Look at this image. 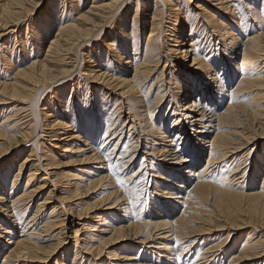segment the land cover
Masks as SVG:
<instances>
[{
    "label": "bare ground",
    "instance_id": "1",
    "mask_svg": "<svg viewBox=\"0 0 264 264\" xmlns=\"http://www.w3.org/2000/svg\"><path fill=\"white\" fill-rule=\"evenodd\" d=\"M2 1L0 18H3L0 22L3 27L8 28L10 19H18L20 11L28 3L27 0ZM45 1L30 0L31 4L36 6ZM74 1L71 0L73 3ZM162 1L168 5L166 8L170 10L176 21L177 28L172 30L173 43L170 44L172 47H166L165 53L161 50L162 41H160L158 27L160 28L162 22L160 19L162 10L161 8L159 10L156 4L150 13L148 36L141 51H139L140 42H138L140 35L136 34L139 30L138 26L132 25L130 34L126 33L131 38V46H128L126 41L115 46L117 42L106 35L103 40L104 46L112 51L118 65L108 71L101 66L105 62L102 56L91 55L86 60L88 66L84 68L83 73L99 83L102 88L109 89L114 95L119 96L120 107L112 105L108 108L109 94L107 98L102 95L100 103L91 102L89 108H80L81 113H79V105L66 106L61 110L56 107L55 110H50L48 105L43 106L42 117L46 121L49 120L46 124L49 129L48 137L52 141H57L52 144L53 148H58L60 141L63 143L59 154H54V151L50 150V157H47L48 154H43V157L39 156L40 160L37 158L36 162L39 160L38 164L43 165L41 161L43 159L48 161L44 164L52 168L68 167L69 163H85L84 161L89 157L84 155L91 151L93 152L91 159L96 162L101 161L85 168L83 176H77L75 180L68 182L70 180L68 179L65 182L67 186L73 187V192L77 193L80 187L87 186L90 189V185L94 186L98 181L105 180L109 190L108 195L113 196L102 205L105 210L104 215L93 213L92 208L89 210L93 213L90 217H97L98 222L91 227L81 223L83 224L81 229L85 228L89 231L82 240L84 252L96 250L100 255L106 241L118 237L124 238L126 232H131L136 238L138 237V241H141H135L137 243L158 240L153 244V248L155 253L164 254L160 264H223L222 261H227L228 264H259L260 262H252L264 252V247L261 246L258 238L253 240L254 238L248 235L249 238H244L240 245L238 243L239 248L231 254L234 248L227 249L225 246L230 233H227L226 237L222 236L225 239L215 244L212 242L207 244L206 241H212L217 231L225 229L221 225L227 224L226 222L219 224L221 221L217 223L215 219L219 216L215 218L209 214L211 199L214 205L219 207L220 216H225L224 219L229 221L226 226H229V223L236 225L235 227L241 226L242 223L248 226L249 224L264 225V148H260L259 152L253 154L256 149L249 147L253 132L245 130L247 127L254 128L256 125L264 132V104L261 102L264 98V0H198L193 5L194 8L183 6L178 0L177 2ZM127 9V0L107 2L92 0L90 7L79 14L81 22L74 23L64 18L67 13L66 5L60 4L59 0H53L46 8L42 19L35 25L36 39L34 41L38 48L36 55L31 53L34 56L26 65L22 63V58L17 59L16 62L21 63L17 66L12 65L14 81L10 84H1V87L7 89L5 96L8 98H6L26 103L34 90L40 89L41 86L49 88L54 83H59L61 79H64L63 77L70 76L75 71L76 61H79L77 60L78 51L80 52L85 44L93 40L94 32L102 33V29L104 30L116 18L121 20L119 26L117 25L118 28L124 29ZM135 22L138 23V20ZM144 23L142 34L146 29ZM231 24H236L237 28L232 27ZM99 26L101 29L97 32ZM186 27H189L188 35L184 36ZM210 28L216 38H210V34L208 38L205 34ZM43 43H46L45 54L43 50L41 57H37L41 54L40 46ZM24 46L26 50L27 44ZM168 53H173L171 56L176 58V62L182 63V68L179 67L180 71L177 65L174 72L172 71L178 78L176 80V77H172L173 75L172 78L168 77L167 82L170 85H166L165 69L162 66L163 68L159 71L160 84L155 94L150 96L153 84L147 85L146 89V79L151 77L150 75L154 73L155 68H158L164 56L165 63L167 62L171 57ZM71 57H75L76 60L69 65L67 60ZM93 57H96V60ZM188 58L190 65L186 63ZM96 65L100 68L94 69ZM165 86H169L174 94L185 96L186 102L181 104V108L175 105L176 100L174 102L171 97L165 98L163 91ZM173 92H169V96ZM60 103L62 104V101ZM114 103L117 104L115 101ZM123 104L126 105L127 117L120 120L122 110L120 112L118 110L123 107ZM82 106L85 105L82 103ZM107 109L110 110L105 114ZM0 115V153L2 154L6 149L8 152L14 149V145H22L29 135L26 130L22 131L19 128L17 118L15 119L7 110ZM103 116H105L104 127L101 122ZM127 125L129 126L126 127ZM59 129L65 131L60 132ZM67 129H71L73 133L66 132ZM139 144L143 145L144 149L147 147L149 149L148 151L143 149L142 154L145 155L136 162L135 154ZM82 146H87L86 150ZM28 151L27 156L17 163L9 191L4 189L6 187L4 185L5 179L12 170L8 165L0 169V220L5 225H9L5 228L1 227L3 224L0 225V237H3L2 233L4 237L7 236L4 244L8 246L4 256L11 260L7 262L9 264L25 258L32 264L45 262L62 243L61 236L64 234L68 236L67 233L76 225L73 219H81L84 215L74 212L75 216H72L71 220H69L70 217L65 220L66 213H62L63 210L59 212L56 206H52L41 225L35 223L34 226L30 225L29 223L34 222V218L40 216L46 209L48 198H43L37 203L34 215L29 217L25 227L22 226L20 234H17L19 237L12 236L13 233L9 228L21 222L22 214L21 209L18 210V204L26 202L24 205H27L38 197L36 186L30 188L29 185L38 164L31 162L32 156L35 155L34 149ZM45 152L47 153L45 149L42 150V153ZM157 156L162 157L165 160H162V163H166L169 168H161L157 174L165 181L160 179L154 181L156 186L154 190L159 191L161 195L151 202L154 211H150L151 214L145 216L140 210L143 207L142 195L148 191L145 187L149 184L146 179L149 171L153 170L152 164L155 163ZM134 164H137V169L133 167L130 169V166ZM26 167H29V172L22 192L14 194L13 197L10 196L14 186L13 181L15 184L18 182L22 170ZM94 169H103V174L96 180H94L95 177L92 179L90 176L91 173H95ZM105 199H108L105 195L101 196L99 202ZM119 200H121L120 204ZM118 205L119 207H116ZM70 208L68 207V210ZM6 216L11 217L12 221L7 220ZM107 218L111 221L108 220V230H104L102 226ZM65 221L67 226L64 227ZM95 230L97 232L94 234L90 232ZM79 231L78 228L73 230L74 248L78 245ZM107 233L109 234L106 235ZM47 239L55 241L41 243ZM91 241H96L98 245L93 247L91 244L94 242ZM139 249L138 245H133L132 251L125 255L110 254L121 259L119 262L122 261L123 264H133V259L140 261ZM76 259L79 257L74 252L72 264ZM130 260L132 262H129ZM247 260L252 261L245 263ZM90 261H87L88 264L91 263Z\"/></svg>",
    "mask_w": 264,
    "mask_h": 264
},
{
    "label": "rangeland",
    "instance_id": "2",
    "mask_svg": "<svg viewBox=\"0 0 264 264\" xmlns=\"http://www.w3.org/2000/svg\"><path fill=\"white\" fill-rule=\"evenodd\" d=\"M1 1L2 0H0V3L3 2V1L2 2ZM52 1L53 0H46L45 2H43V4L39 3V5L36 6L33 3L31 4L30 0H27L28 4H26L25 8H22V10L20 9L21 11L19 13L18 19H15V20L10 19V23L8 24L9 25L8 28L3 27V25L1 24L2 22H0V25H1L0 26V114H2L4 111L7 110V112H9V114H12L15 117V119L17 118V120H18L17 124L19 125V128H21L22 131L26 130L28 132V135H29L27 140L24 139V141L22 142L23 143L22 145H17V146L14 145V147H13L14 149L10 150L9 152L6 149L5 150L6 152L4 151V152H2V154L0 153V169H2L1 167H3V166L7 167V165H8L12 170V171H10L11 175L9 174L7 179H5L6 183H5L4 187L6 186L7 188L5 187L4 189L6 191L7 190L9 191V189H10V184L12 183V179L14 178V173H16L15 170L17 168V163L20 162V160L22 161V159H24L25 156H27V154L29 152L28 150L34 149L33 153H35V155H34L35 157L32 156L33 160H31V162H33L34 164L39 163V160H40L39 156L43 157L42 156L43 154H46V155L48 154L47 155V157H48L51 154L50 150L54 151L53 152L54 154H59V150L61 149L60 146L62 145L63 141H60V143L58 144V146H59L58 148H53L54 146L52 144L54 142H57V141H52L48 137L49 136V133H48L49 129H48V126L46 124L49 120L46 121V119L44 117H42L43 115L41 114V108L43 106L48 105L50 107V110H55L56 108H58V110L59 109L61 110V108L66 107V106L69 107L72 105H79V113H81L80 108H82V107H84L86 109L89 108V106H91V102L100 103V101L102 99V95H104L105 98H107V96H108L107 94H109V98H107L108 99V101H107L108 102V108L112 107V105L117 106V108H118V106L120 107V104L118 102L120 100V98H118L119 96L114 95L112 93V91H110L109 89L102 88V86L99 83L91 80V78L89 76L84 75V73H83L84 68H86L88 66L86 60H87L88 56H91V55L92 56H98V55L102 56L101 58H102V60H105V62L102 63L101 66L105 69L107 68L106 70H108V71L111 68L113 69V66L118 65V61L116 60V57H114V55L112 54V51H109L106 48V46H104L103 40H104V38H106V35L110 36V38H112L115 42H117V43H115V46H117L118 44L120 45L122 41H124V42L126 41V44L128 43V46H131L130 45L131 44V38L128 37L127 34H130L129 32H130L132 25L138 26L139 30H138V33H136V34L140 35L139 36L140 39H138V42H140L139 43V49H140L139 51H141V49L144 47V44H145L144 42H145L146 36H148V31H149L148 24L151 20L149 18L151 15L150 13H151V11H153V9H154L153 7H155L154 4H156V6H158L159 10H160V8L162 10L160 12V14H162L161 15L162 17L160 18L162 22L160 24V28L158 27V29L160 30V41H162V44H161L162 52L165 53L164 51H167L166 47L171 48L172 46H170V44L173 43V37H172L173 31L172 30H173V28L176 27L175 26L176 21H174L175 17L173 16L172 13H170V10L166 8V6H168V5H165V2H163L162 0H127L128 14L124 18V21H126L125 24L123 25L124 29L118 28L120 21H121V20H118V18H116L115 20H112L110 22V24H108L105 27L104 30L102 29V31H103L102 33L99 32V30L101 29V26H99L97 28V30H98L97 32H99L100 34L99 33L96 34V32H94V34L97 36L93 35L94 36L93 40L89 41L87 44L84 45L83 49L81 50V51H83V54H81V51L80 52L78 51L77 60H79V61H76V63H75V60H76L75 57L68 58L67 61H68L69 65H72L71 63L76 64V67L74 69L75 71H73V73L70 76L63 77L64 79H61V81L59 83H54L49 88H44L45 86H41L40 89L34 90V92H32L31 96L28 98V102H26V103H20L21 101H16V100L14 101L11 99H7L8 97L5 96V92L7 91V89L5 87H1V84L2 83L10 84L14 81L13 80L14 69H12V68H14L13 67L14 65L17 66V65H20V63H21L20 61L16 62L17 59L22 58V63L24 65H26L29 63V59L31 57H33L34 54L36 55V50L38 48L35 46L36 44L34 41L36 39L35 38L36 37L35 25L37 24V22L40 19H42V17L44 16V13L46 12V8L49 7V4H51ZM59 1H60V4L64 3L66 5L65 12H67V13H66V15H64L65 17L63 15L62 16L64 18H68L69 21H72L74 23L81 22L79 19L80 18L79 14L83 13V11L85 12L90 7L91 2H92V0H85V1L84 0H80V1L75 0L74 3L71 2V0H59ZM77 1H79V2L77 3ZM101 1L107 2V1H111V0H101ZM171 1L177 2L176 0H171ZM178 1L183 6H191L192 8H194L193 5L198 0H191V1L190 0H178ZM76 17H78V19ZM2 18H0V21H2L1 20ZM135 20H138L139 24L137 22H135ZM143 23L145 24L144 26H146V29L144 30V33L142 34L141 31L143 32V30H142V24ZM231 25H232V27L237 28L236 24H231ZM4 28H6V29H4ZM32 30L34 33L32 32ZM188 30H189V27H186V30H184V32H183L184 36L188 35ZM234 30H235V28H234ZM134 32L135 31H133V33ZM211 32H212V30L210 28V30L206 31L205 34L208 35V38H209V34L211 35L210 38H213V37L216 38L215 35H213V32L212 33ZM122 38H125V39H122ZM217 40H219V39H217ZM27 41H28V43H27ZM46 41L47 40H45V42ZM219 43H221V41ZM25 44H27L26 50H25V46H24ZM45 44L43 43L42 46H40V51H41L40 53L41 54H40V56L38 55L37 57H41L43 50H44V54H45V49H46ZM90 45H91V47H90ZM32 46H34V47H32ZM94 47L97 51L96 50L94 51ZM23 50H25V51H23ZM26 52H27V54H26ZM31 53H34V54L32 55ZM168 54H169L168 56H171V54L173 55V53H168ZM10 56H11V58H10ZM73 56H75V55H73ZM166 56H167V54H166ZM93 58H94V60H96V57H93ZM164 58H165V56L159 62L158 68L154 69V73L152 75H150L151 77L149 79H146L147 80L145 83L146 89L148 88V86L153 84L152 88H151L152 91H150V96H153V93L155 94V92L158 88V84H160V82H159V79H160L159 78V71L161 70V68L164 67V69H165L164 81L166 80V85H170L167 82L168 81L167 79H168V77H171L173 75L174 68L176 67L175 65L178 66L177 69L179 67L182 68V66H181L182 63H178V61L176 62V60H175L176 58L174 59V56H171L170 58H168L166 63H165L166 60ZM95 63L97 64L98 62L96 61ZM186 63H188V65H190L189 58L187 59ZM109 64L111 65V67ZM96 67H98V66L96 65L94 67V69H96ZM98 68H100V67H98ZM180 68L178 69L179 71H180ZM171 72H172V74H171ZM129 77H130V75H129ZM172 77L175 78L176 76L173 75ZM177 78H178V76L176 77V80H177ZM163 89H164L163 91L165 93V98L171 97L174 100V102L176 100V102H178V104L175 102V105H177L178 108H181L180 107L181 104L186 102V98L184 100L185 96L174 94V92L171 91V88L169 86H167V87L165 86ZM115 91L117 92V90H115ZM169 92H171V93L173 92V94H172L173 96L172 95L169 96V94H170ZM150 98H153V97H150ZM263 99L261 100L262 104H264ZM91 100H93V101H91ZM61 101H62V104L60 103ZM114 101L117 104H115ZM82 103L85 106H82ZM166 105H167V102H166ZM125 106L123 104V107L118 110V112H120L122 110V113H121L122 116L120 117V120L125 119V117H127V113H125L127 111V110H125ZM170 108L171 107L169 106V109ZM108 110H110V109H107L105 114H107L109 112ZM60 113H61V111H60ZM0 117H1V115H0ZM103 121L105 122V116H103V119L101 121L102 127H104ZM126 124H128V123L126 122ZM128 126L129 125H127L126 127H128ZM70 128H73V127H70ZM261 129H262L261 127H258V126L256 127V125L254 128H252V127L248 128L247 127L245 129L246 131L251 130V132H253V139L249 143L250 146L248 145L249 147L254 148V150L256 149L253 154L257 153V151L259 152L261 149L264 148V132L262 131L263 129L262 130ZM59 130H60V132L65 131L63 129H59ZM67 130L68 131H66V132L73 133V131L71 129H67ZM142 143H144V142H142ZM42 144H43V146H42ZM82 148L84 150H86L85 148H87V146H82ZM44 149L47 151V153L46 152L42 153V150H44ZM143 149H144L143 145L139 144L138 151H136V154H135L136 158H137L136 162H139L140 159L142 158V156L145 155V154H142ZM148 149H149V147H147L144 150L148 151ZM91 153H93V152L91 151V152L85 153L84 156L89 157V159H86L84 161L85 163H79V164L69 163L68 167L52 168L51 166H49V165L47 166L46 164H44V163H47L48 161L46 162L45 160L43 161V159H41L43 165H39V164L37 165L36 173L33 175V179L30 180V182H29L30 188H34L36 186L35 188H37V189H35V190H38L37 191L38 197L36 199L32 200L31 202L27 203V205L25 204L26 206L24 205V203H26V202H20L22 205L20 203L18 204V206L20 207V208L18 207V210L21 209L20 212L22 214L21 218H20L21 220L20 219L19 220L22 223L19 222L20 224L17 223L16 225H14L13 228H9V230H11L13 233L12 236L15 235L16 237H19V235H17V234H20V231L23 229V227H25L28 220L30 219L29 217H32V215H34L37 203L40 200H43V198H46V199L48 198L47 199L48 203H46V205H45L46 209L41 213L40 216L35 217L34 222L32 221V223L31 222L29 223L30 225H33L34 223L37 225H39V224L41 225L43 223V219L49 214L48 213V212H50L49 210H51V208H53L55 206L58 209L57 211L60 212L61 210H63L64 212H62V213H66V215L64 216L66 218L65 220H67L69 217H70L69 220H71L72 216H75L74 212H78L79 214H82V215L84 214V215H83V217L81 216V219H75V220L73 219V223L75 222L76 225L73 228H71L72 231H69L67 233V234H69L68 236H66V234H64V236L63 235L61 236V238H63V239H61L60 242H62V243L59 245L56 252L54 251V253H52L50 255L51 257L49 256L45 262H35V264H59L61 262L65 263V264H72L74 252H76L78 254L79 259H76L75 261H77V263L74 261L73 264H88L87 261H89V260H91L90 264H95V263L96 264H101V263L102 264H123L122 261L119 262L121 259H117L118 257L116 258L113 255H111L110 253H112V254L117 253L121 256L125 255L126 253H129L132 251L131 249H132L133 245H138V247H140V249L138 251L139 255H140V261H137V260L135 261V259H133V262H134L133 264H136L137 262L142 263V264H160L162 262V260L164 259V257H163L164 254H162L161 252H159V254L155 253V248H153V246H154L153 244H155L158 240H155V241L149 240V241H145L142 243H137V242H141V241H138V237L136 238V236H134L133 233H131V232H128V233L126 232V235L124 236V238L123 237H118L117 239L114 238V239H111L110 241L108 240L109 243H107L108 241H106V243L103 245V249L101 250L100 255H98V252L96 250L95 251L92 250L93 252L89 251V250L84 252L85 249L82 246V242H83L82 240H83V238H85L86 233L89 231H87L88 229H85V228L81 229V226L84 224V226L91 227L95 224V222H98L97 217H90V216L93 215L94 212H96L97 215H104L103 213L105 212V210H104V206H102V205L105 202H107L113 198V196L109 197V195H108L109 190L106 187L107 182H105V180L98 181V183L94 186L90 185L91 186L90 189H88L87 186L86 187L85 186L80 187L79 190L77 191V193L72 191L73 187H71V185L67 186V184H65V182L68 179H70V180H68V182H70L72 180H75V178L77 176H83L84 175L83 172H84L85 168H87L89 165L95 164L97 162L98 163L101 162V161L96 162L95 160L91 159L92 158ZM148 157H151V156H148ZM37 158L39 159L38 162H36ZM15 159L17 161H15ZM162 160H164L162 157H158V156L156 157V160H154L155 163L153 162V164H152L153 170L149 171L148 178L146 179V180H148V183H149L148 186H145L148 188V191L144 192L146 195L145 194L142 195L143 207L140 209L142 214L145 216H149L151 214L150 211H154V208L151 207V202L157 200L159 198V196L161 195L159 191L155 192L154 187H156V186L154 185V181L160 179V177L157 174L160 172L161 168H164V167L169 168L166 163H164V164L162 163L163 162ZM89 161H91V162H89ZM156 164H158V166H156ZM11 166H14V167H11ZM59 166H62V164H59ZM180 166H183V165H180ZM131 167H133V169L136 170L137 164L131 165L130 169H131ZM28 169H29V167L28 168L26 167L22 170V173L19 176L18 182H16L17 185L13 181L14 186H13L12 192H11L12 195L10 194V196L13 197L14 194L19 193L20 191L22 192V189L25 186L24 184L28 178V172H29ZM94 171H95V173L90 174L92 179H94V177H95L94 180L98 179L103 174V172H102L103 169H94ZM151 173H153V174H151ZM72 174H74V175H72ZM66 176H67V178H66ZM96 176H97V178H96ZM68 177H70V178H68ZM230 178H232V177H230ZM160 180L165 181L163 179H160ZM21 183H22V185H21ZM56 183H59V184H56ZM98 185L99 186L101 185V187L99 188ZM41 186H42V188H41ZM96 193H98V194H96ZM104 195L108 199H105V201H103V202H99V200L101 199V196L103 197ZM63 196H65L67 199L65 198L66 199L65 200ZM69 197H70V199H69ZM120 201L121 200L118 201L119 204H120ZM98 202H99V204H98ZM210 202L211 203H209L208 210H211L212 212L209 211V214H211L215 218H217L219 216V218H218L219 220L215 219V221L217 223L221 221L219 224H221L222 222L223 223L226 222L227 224H224V226L221 225V227H224L225 229H221L220 231H217L215 236L212 237V241H210V242L206 241V242H208L207 244H212V243L215 244V243L219 242V240L221 241L222 239H225L222 236L226 237L227 233H230L231 234V235H229L230 237L228 238L227 241H225L226 243L224 242L227 249L234 248L231 250L230 254L235 252L239 248L241 241L244 240V238H246V237L247 238L252 237V239L254 238L253 240H257V238H258V241L260 240L259 242L261 243V246L264 247V245H263L264 244V241H263L264 240V225L263 224H261L262 226H260V224H258V226H257V224L255 226L249 224V226H248V224L246 225V224L242 223L241 226L235 227L236 225L234 226V225H231L229 223V226L230 225L232 226V227L230 226V228H229V226H226V225H228L229 221H226V219H224L225 216H223V217L220 216L221 213H219L220 212L219 207L217 205H214V203L212 202V199L210 200ZM172 203L175 204V202H173V201H172ZM96 204H98V205H96ZM21 207H23V208H21ZM25 207H26V209H25ZM68 207L69 208L71 207L70 210H68ZM88 207H90V208H88ZM116 207H119V205ZM116 207H115V209L117 210L118 208H116ZM139 207H141V206H139ZM90 209L93 210V213L89 212ZM216 210H217V212H216ZM68 211H70V212H68ZM43 213H44V215H43ZM222 215H224V214H222ZM103 217H105V216H103ZM220 217H221V219H220ZM241 217H243V216H241ZM6 219L9 221H12L11 217H9V216ZM148 219H150V218H148ZM108 220H110V218H107V220H105L106 223L102 226V227H104L103 228L104 230H108V228H109L107 226V224L109 222ZM155 220H157V219H155ZM81 223H83V224H81ZM1 224H3V225H1ZM0 225H1V227H4V228L6 226H9V225H5V223H3L1 220H0ZM65 226H67V221H65V223H64V227ZM252 226H253V228L255 227L257 230L255 228L253 229ZM233 227H235L236 229ZM77 228L80 230L78 232V235H77L78 238L79 237L80 238L77 242L78 245L75 246V248H74L73 246L75 245V242H73V241H75V237H72V236H73V230L77 229ZM231 228H232V230H231ZM250 228H252V229H250ZM97 230L90 231V232L91 233L93 232V234H94L97 232ZM17 231H18V233H17ZM251 232H252V234H251ZM154 233H157V232H154ZM108 234L109 233H107L106 235H108ZM208 235H211V234H208ZM248 235H249V237H248ZM1 236H3V237H0V263L1 264H9L7 262H9V261L11 262V260H8L4 256L6 246H8V245L5 246V244H4L6 242L5 238H7V236L4 237L3 233ZM52 241H55V240H53V239L48 240L47 239L46 241L44 240L41 243L47 244V243H51ZM135 241H137V242H135ZM91 242L92 243L94 242L93 244H91V245H93V247L97 244L96 241H91ZM53 243H55V242H53ZM238 243H239V245H238ZM77 250H78V252H77ZM133 250H135V248H133ZM153 250H154V252H153ZM156 256H158V258ZM257 260H259V261H257ZM251 261L252 260H247V261H245V263H251ZM129 262H132V260H130ZM252 262H256V263L260 262L259 264H264V252H263V254H261L260 257L255 258L254 261H252ZM30 263L32 264V262L28 261V259L25 258V259H22L21 261L19 260L18 262L14 263V264H30ZM221 263L228 264L227 261H225V262L222 261Z\"/></svg>",
    "mask_w": 264,
    "mask_h": 264
},
{
    "label": "snow or ice",
    "instance_id": "3",
    "mask_svg": "<svg viewBox=\"0 0 264 264\" xmlns=\"http://www.w3.org/2000/svg\"><path fill=\"white\" fill-rule=\"evenodd\" d=\"M118 183H121L120 181H118Z\"/></svg>",
    "mask_w": 264,
    "mask_h": 264
}]
</instances>
